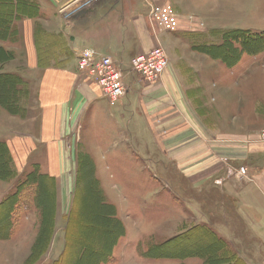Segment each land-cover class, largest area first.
I'll use <instances>...</instances> for the list:
<instances>
[{"label": "rangeland", "instance_id": "1", "mask_svg": "<svg viewBox=\"0 0 264 264\" xmlns=\"http://www.w3.org/2000/svg\"><path fill=\"white\" fill-rule=\"evenodd\" d=\"M131 1L128 0L127 2L132 3ZM155 1L161 2L163 0ZM168 2L173 3V5L175 3L180 23L178 34L183 39L185 46L181 45V41V43L175 42L173 37L168 35L170 33L160 32L159 25H155V29L168 57L167 67L170 65V59L183 65L179 70H181L180 75L185 98L190 101L200 117L204 116V120L210 126H217L219 123L217 122V118H219L218 111L215 108L220 110L219 113L227 125L232 120L236 121L237 115L235 114L239 108L237 102H240L241 106L240 116L242 118L244 116L247 118L252 117L246 103L251 102L253 108L254 103L261 104V107L264 106V77L261 76L262 72L264 73V50L256 55L241 52L237 63L229 67L220 59L196 49L195 45L200 43H222L220 31L235 29L252 31L251 27L260 28L261 31H264V0H168ZM162 3H165V1ZM180 4L181 6H179ZM118 21L123 22L122 18ZM40 25L41 23L35 26L34 35L37 26ZM233 26L236 28H227ZM45 39L54 44L55 38L51 35H44L39 40L40 47L45 46ZM12 41L10 39L0 40V46L9 45L10 47ZM35 41L37 42V35ZM174 43H178L176 47H174ZM157 46L153 43L148 50H144L142 53L150 52ZM116 48L119 47H112L113 50ZM125 48L126 54H123V56L127 58L135 55L138 51L136 47ZM68 50L67 47H63L64 53ZM52 51L53 49H49L47 58H50L49 54ZM67 54L65 53L63 57L66 58ZM107 54L110 55L108 51ZM43 55L46 56L45 53H42ZM120 56L122 55L117 57ZM186 64L190 66L187 67ZM246 69L248 70L247 76L244 75ZM78 73L80 81L86 82L91 90L94 91L95 89V97L91 100L85 115L79 123V130L74 133L75 141L72 140V136L68 139L69 151L76 143V147L74 146L76 149V164L75 178L67 181L66 188L65 185H61L63 190L69 191V194L63 197L64 210H66L69 203H73L75 194L77 195V201L78 196H80V200H83L82 203L93 202V189L90 187L87 189L86 187H88L89 182L91 183L88 173H90V169L94 171L100 182L105 200L112 202L114 206L117 205L115 207V209H118L116 215L122 219L126 229L124 235L119 239L116 249L113 250V261L106 264H206L202 258L197 256L173 259L145 255V250L151 244H161L172 236H174V239L170 244L160 247L159 251L161 253H171L172 249H178V247H183L185 249L184 253L199 252L208 250L210 243L215 247L217 244H226L244 264H264V205L249 211L248 208H246L247 210L244 208L239 209L236 204L234 206L228 200L225 203L217 202L215 196L217 189L215 186L207 184L202 187L199 186L201 179L198 169L201 163L197 161L190 164L191 161L197 160L199 157L198 152L191 157L181 158L179 153H177L178 157L176 154L171 155L166 147L162 150L163 154L162 152L157 153V150L154 151L156 156L163 159L155 156L150 159V157L147 158L146 154L139 155L138 152L151 153L153 149L148 148L147 150L145 144L141 142L143 152L137 144L135 134L132 133L129 123L131 114L127 112L128 110H124L126 107H120V99L114 102L109 99L91 75ZM127 79L129 78L127 77ZM131 80L127 85L132 91H136L140 95V101L145 99L146 104L151 106L153 102L158 101V90L161 89L159 79L149 80L143 75H136L133 78L136 85L132 84L130 86ZM152 83L157 84V86L151 89L150 92L146 91L144 95L142 86L145 89V85ZM27 86L29 88L28 84ZM201 86L207 88H205L206 93L200 95L199 87ZM216 91H219L220 94H217ZM244 95L248 98L245 101ZM92 97L93 94H89L88 100ZM21 99V107L27 105V101H24V95L21 96ZM169 105L171 112H173V103ZM107 107L109 108L105 114ZM1 109L2 113L10 115L2 107ZM93 111L94 113H92ZM120 113H123L124 117L121 118ZM2 116L3 119L6 117L0 114V118ZM260 116L264 118V116ZM172 117L175 122L178 121L177 116ZM6 118L10 119L9 117ZM117 123H120L124 128L126 138L117 131ZM35 126L37 125H32L33 130ZM165 127L166 125L163 124L162 129ZM1 128L3 127L0 126ZM263 129L261 128L260 131ZM176 138L178 137L176 136L174 139ZM0 140L10 142L11 134L0 130ZM194 146L193 142L192 147L180 149L179 152L185 150L186 153H189L194 150ZM10 154V169L12 168L14 172L11 173L10 178L0 179V198L7 191L12 193L15 186L26 178L28 172L34 167H39L37 164H28V166L15 164L12 152ZM80 155L86 160L88 157L93 163L91 166L89 159V162L84 163L83 171L85 172L82 173V177L87 179H82V182H80L82 188L78 187L76 180L77 161ZM168 161L173 165L168 164ZM42 166L44 168L45 165ZM38 169L42 173L40 167ZM233 169L234 167L232 171ZM185 173L189 178L185 177ZM63 182L66 183V181ZM43 185L41 202L45 205L44 217L32 201V196L30 197L32 188H26L22 192L24 195L17 209L16 223L12 234L7 239H0V264H50V261L57 257H54V254L50 255L53 252V248H50V242L53 238L57 240L61 236L58 228L62 227L63 223H58V226L55 227L54 221L52 222L53 229L51 228V203L52 194L55 190L51 189L50 182ZM244 186L245 184L241 187ZM104 192L108 194L107 199ZM81 196H83L82 199ZM196 199L202 200V205ZM46 203H49L50 206L47 207ZM3 216L4 210L0 208V219ZM194 225L211 228L221 237L220 241L216 242L212 235L201 231V227L192 229ZM70 229H72V225H70ZM83 236L85 235L83 234ZM44 237L46 239L49 237V243L41 251L43 253L35 257L40 251L38 248L42 245ZM97 241H100V239L98 238ZM93 242L95 245V239ZM45 244L46 240L42 247ZM86 245L88 248L89 244ZM154 253H157V250H154ZM25 255L26 257L23 258ZM48 255L49 259H46ZM34 258L38 261L27 263L29 259H32L33 262ZM65 261L69 262L64 259V264ZM73 263L71 262V264Z\"/></svg>", "mask_w": 264, "mask_h": 264}, {"label": "crops", "instance_id": "2", "mask_svg": "<svg viewBox=\"0 0 264 264\" xmlns=\"http://www.w3.org/2000/svg\"><path fill=\"white\" fill-rule=\"evenodd\" d=\"M36 1L40 7L39 17L14 21L18 38L11 42L10 47L2 45L14 55V58L3 66L4 71L25 77L24 80L29 85V95L27 105H25L26 111L22 117L11 114H7V116L2 113L0 107V114L10 118L4 117L3 119V116L0 118V126L4 128L0 130L11 134V141H6V143L10 153L13 154L15 164L27 166L28 164H37L42 173L55 180V227L58 226V223L63 224L58 228L61 236L57 240L53 238L50 242V248H53L50 255L57 256L50 261L51 264L64 250L65 217L72 207V203H69L64 210L63 197H66L69 191H65L61 187L63 184L66 188L67 181L75 178L76 149L74 146L76 147V143L69 151L68 139L71 136L72 140L76 138L74 133L79 130V123L91 100L95 97V89L91 90L86 82L83 83L79 79L76 51L84 47L105 54L108 51L113 56L122 55L119 58L128 64L132 56L128 58L123 56L126 54L125 47H136L137 52L142 53L144 50H148L153 43L156 46H162V42L158 38L157 30L155 27L152 29L148 21L150 6L146 0H132V3L127 2L128 0H95L86 14L79 17L74 16L71 22L65 19L63 10L80 0ZM147 1L153 4L163 1L169 3L168 0ZM173 6L175 7V3ZM120 18L123 22L118 21ZM39 23L47 35L55 38L54 44L47 39L44 40V47H48V51L49 49H53V51L49 54L50 58H47L48 53L46 54L45 63L42 66L39 64L37 48L40 46L35 41L34 35L35 26ZM179 27L171 32L163 29L159 31L172 34L168 35L173 37L175 42L181 41L182 43H180L184 47L183 39L178 34ZM251 30L261 31L262 29L251 27ZM177 44L174 43V47ZM63 47L69 49L65 52L68 53L66 58L63 57L65 54ZM112 47L119 48L113 50ZM172 60L170 59L169 67L159 78L161 89L158 90V101L153 102L152 106L147 105L145 99L140 101V95L136 91H132L130 87L127 94L120 99V107H126L124 110H128L127 112L131 114L129 123L137 144L142 150L141 142L145 144L147 150L148 148L153 149L151 153L143 150L144 153L138 152V154H146L150 159L154 156L161 158L156 156L154 151L157 150V153H161L166 147L171 155L176 154L178 157L177 153H179L181 158L191 157L198 152L199 157L196 161H191L190 164L197 161L201 163L198 169L201 179L200 187L204 184L215 186L217 202L225 203L228 200L232 205L236 204L239 209L247 210L246 208H248L249 211L260 208L264 205V141L259 136L257 137V133L261 128H264V118L260 116H264V106L261 107V104L254 103L253 108L251 102L246 103L252 117L244 116L242 118L240 102H237L239 106L238 112L235 114L237 120H232L228 125L224 123L223 117L219 113L220 110L215 108L218 111L217 122L219 123L217 126H210L204 120V116L200 117L190 101L185 98L181 70H179L183 65ZM186 66L190 65L186 64ZM247 74L248 70L246 69L244 75L247 76ZM261 76L264 77L263 72ZM129 79H132L130 86L136 85L133 78L129 77ZM129 79L126 80L128 84ZM145 86V89L142 86L144 95L146 91L150 92L157 84L152 83ZM205 88L207 87H199L200 95L206 93ZM221 90L223 92V87ZM216 93L220 94L219 91ZM89 94H93L90 100H88ZM245 99L248 98L244 95V101ZM172 103L173 112L169 105ZM108 108H106L105 114ZM120 115L121 118L124 117L123 113ZM172 116H177L178 121L175 122ZM256 116L259 117L255 118ZM33 124L37 125L34 130L32 129ZM163 124L166 127L162 129ZM117 131L123 137H127L120 123H117ZM181 133L183 135L180 136ZM176 136L178 138L174 139ZM193 142L194 150L189 153H186L185 150L179 152L180 149L192 147ZM168 162V164H172L170 161ZM42 165H45L44 168ZM239 166H244L247 169L249 179L239 178L235 175V168L237 169ZM184 175L189 178L186 173ZM244 184L245 186L241 187ZM9 193L7 191L2 195L0 201ZM105 195L107 199L108 194L105 193ZM221 198L223 199L221 200ZM197 202L201 205L203 203L202 200H197ZM116 210L118 211L117 208ZM120 220L122 221V219ZM117 244L113 250L116 249ZM46 259H49V255Z\"/></svg>", "mask_w": 264, "mask_h": 264}, {"label": "trees", "instance_id": "3", "mask_svg": "<svg viewBox=\"0 0 264 264\" xmlns=\"http://www.w3.org/2000/svg\"><path fill=\"white\" fill-rule=\"evenodd\" d=\"M39 14L40 7L35 0H0V40H16L18 38V31L13 24L14 21L22 18H36ZM219 33L222 37V43H200L196 44L195 47L202 52H206L213 57L220 59L229 67L237 63L240 59L241 52L256 55L264 50V31L252 32L235 29L220 31ZM36 35L37 43L39 45L40 38L47 35V32L41 26H37L35 36ZM37 48L39 51V64L42 66L46 59V56H42V53H45L46 55L48 53V47ZM12 58L13 53L0 46V106L11 115L22 116L25 113V106L23 105V107H21V96L24 95V101L26 102L29 95V88L27 82L21 76L3 70V64ZM88 159L89 158L87 157L86 160L82 155L78 157L76 176L78 187L80 186L82 179H84L82 173L85 172L83 171L84 163L88 161ZM89 163L91 166L93 165L92 161ZM10 167L11 154L8 145L6 142L0 140V179L10 178L11 173L14 172ZM88 175L90 176L89 181H91V183L89 182L88 187H85L87 189H89V187L93 189V202L82 203L83 200H80V196H78L77 201V195L75 194L72 207L65 217L64 250L51 264H64V259L69 261H65V264H71V262H74L75 264L110 263L114 259L113 248L125 233L124 225L116 215L115 206L105 200L96 174L90 169ZM86 179L87 178L84 180ZM46 182H50L51 189L55 190V180L47 174L41 173L37 167H34V169L27 173L26 178L15 186L14 191L7 194L0 201V208L4 210V216L0 219V239H7L12 234L16 223L17 209L24 195L22 192H24L26 188H32L30 197L32 196V201L40 210L42 217H44L45 205L41 201L43 194L42 187L44 189L43 184ZM80 188H82V183ZM82 197L83 196H81V199ZM55 198L56 192L53 191L50 221L52 229L56 204ZM46 206L49 207L50 204L46 203ZM46 224L48 225V223ZM70 225H72V229H70ZM199 227H201V231L212 235L216 242L220 241L221 237L209 227L194 225L192 229H198ZM83 234L85 236H83ZM98 238L100 241H97ZM94 239L97 245L93 244ZM173 239L174 236L169 237L161 244H151L145 250V255L156 258L169 257L173 259H184L197 256L202 258L206 264H244L226 244H217L215 247V245L212 246L210 243L208 250L188 253H184L185 249L183 247H178V249L168 247L173 250L171 253H161L159 251L160 247L170 244ZM45 240L46 244L42 247ZM43 243L39 246V254L37 253L35 257L43 253L41 251L47 247L49 237L47 239L44 237ZM86 244H89L88 248ZM154 250H157V253H154ZM35 261H37L36 258H34L33 262L32 259H29L27 263H34Z\"/></svg>", "mask_w": 264, "mask_h": 264}, {"label": "built area", "instance_id": "4", "mask_svg": "<svg viewBox=\"0 0 264 264\" xmlns=\"http://www.w3.org/2000/svg\"><path fill=\"white\" fill-rule=\"evenodd\" d=\"M146 2L150 6L148 21L152 29L159 25L165 31L177 30L180 23L176 8L172 4ZM76 58L78 71L91 75L113 102L127 94V77L143 75L149 80L159 79L168 66V57L161 45L150 52L135 54L128 64L117 56L97 52L89 47L77 50ZM258 136L264 141V129L258 132ZM234 173L239 178L249 179L244 166H239Z\"/></svg>", "mask_w": 264, "mask_h": 264}, {"label": "water", "instance_id": "5", "mask_svg": "<svg viewBox=\"0 0 264 264\" xmlns=\"http://www.w3.org/2000/svg\"><path fill=\"white\" fill-rule=\"evenodd\" d=\"M95 0H80L77 3L69 6L63 10V15L65 19L69 22L73 20L74 16L79 17L82 14H86L89 8L92 7V4ZM78 14V15H77Z\"/></svg>", "mask_w": 264, "mask_h": 264}]
</instances>
